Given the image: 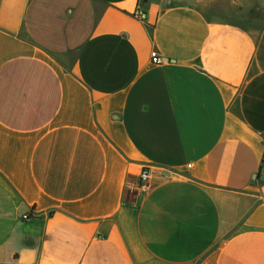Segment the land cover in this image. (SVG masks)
<instances>
[{
    "label": "crops",
    "instance_id": "crops-1",
    "mask_svg": "<svg viewBox=\"0 0 264 264\" xmlns=\"http://www.w3.org/2000/svg\"><path fill=\"white\" fill-rule=\"evenodd\" d=\"M0 264H264V0H0Z\"/></svg>",
    "mask_w": 264,
    "mask_h": 264
},
{
    "label": "built area",
    "instance_id": "built-area-1",
    "mask_svg": "<svg viewBox=\"0 0 264 264\" xmlns=\"http://www.w3.org/2000/svg\"><path fill=\"white\" fill-rule=\"evenodd\" d=\"M135 16H137L138 18L142 19V20H146L147 19V14L145 11H143L142 9H139L135 12ZM152 62L154 64H161L164 62V59L162 56H160L156 51L152 52ZM141 185H140V190L141 191H146L148 188V183L150 180V171L147 169H143V171L141 172Z\"/></svg>",
    "mask_w": 264,
    "mask_h": 264
},
{
    "label": "rangeland",
    "instance_id": "rangeland-1",
    "mask_svg": "<svg viewBox=\"0 0 264 264\" xmlns=\"http://www.w3.org/2000/svg\"><path fill=\"white\" fill-rule=\"evenodd\" d=\"M248 20H244V21H240L241 23L245 24V25H249L250 23L247 22Z\"/></svg>",
    "mask_w": 264,
    "mask_h": 264
}]
</instances>
